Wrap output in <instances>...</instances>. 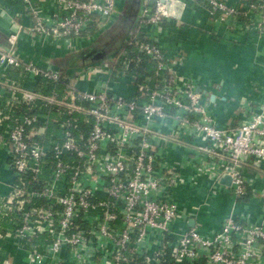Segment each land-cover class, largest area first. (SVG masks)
<instances>
[{
    "label": "built area",
    "instance_id": "built-area-1",
    "mask_svg": "<svg viewBox=\"0 0 264 264\" xmlns=\"http://www.w3.org/2000/svg\"><path fill=\"white\" fill-rule=\"evenodd\" d=\"M119 1L19 0L10 14L0 0L12 31L10 49L0 45V165L11 173L0 250L10 239L23 264H264V191L246 176L264 175V97L219 125L178 70L181 51L164 43L188 10L205 16L207 33L264 36V0H140L119 50L71 72L11 49L18 37L91 43L119 19ZM128 48L154 68L130 69L141 58ZM187 184L203 186V199L178 200ZM246 198L259 200L261 220L237 210ZM218 199L227 209L213 214Z\"/></svg>",
    "mask_w": 264,
    "mask_h": 264
},
{
    "label": "crops",
    "instance_id": "crops-1",
    "mask_svg": "<svg viewBox=\"0 0 264 264\" xmlns=\"http://www.w3.org/2000/svg\"><path fill=\"white\" fill-rule=\"evenodd\" d=\"M227 1L229 3H235L236 0ZM3 2L10 14H13L15 10H23V4L19 2V0H3ZM8 17H10V15H2L0 12L1 46L5 44L7 38L6 31L10 23ZM183 19L185 20V25L170 31L167 35L168 37L164 40L165 46L170 53L173 51L176 52V50L181 51L183 61L181 65H179L180 69L178 70L184 74L201 78L204 84L208 86H206L208 94H215L218 98L220 96H225L226 104L221 103L225 106L229 104L230 98L232 97L236 98L234 101H238L237 99H240L241 95L244 96L245 93L249 96L254 94L256 88L251 85L252 81H254L257 75L261 74L264 77V36L258 37L250 32L243 37H239L233 33H227L224 29L219 27L216 29L215 33H207L205 16L197 15L196 17L195 12L193 13L189 10L184 15ZM16 20L26 25L30 24V20L26 16ZM115 23H113V25ZM204 26L205 28H202ZM102 35H104V32L98 34L97 38ZM30 41L31 40L27 38L22 39V41L20 40L15 49L19 57L32 61L35 59L36 62L35 60L34 62L42 67H46L43 63H48L47 67L54 69H57L58 66L71 68L67 69V71L70 72L76 69L74 66H64L62 64L65 59L70 57L72 51L67 49H52L51 53H49L45 51L44 47L52 46L53 44L43 43L42 40L36 38L35 42L38 45L36 48H33L30 46ZM11 49H14V46ZM40 52L45 55L43 61H41V56L38 55ZM10 76L18 78L17 71L13 70ZM217 77H222L225 83L222 90L211 83ZM220 91L223 92V95ZM239 111H241V109H236L226 116L225 113H222L221 117L218 116V120L216 121L219 125L226 126ZM53 117H55V113L51 114L48 123L50 128L53 126ZM3 158L4 154L0 151V161ZM10 181V171L5 166L0 165V194L7 192ZM189 186L190 185L187 184L177 190L176 196L178 200L192 201L191 199H203L205 192L203 186L197 188H191ZM240 203H242V205H237L238 211L245 213L251 220H261L260 216L257 215L260 210L258 199L250 200L246 198L240 201ZM213 204V214L222 211V209L223 211L227 209L224 199H218L214 201ZM207 212L209 211L207 210ZM1 244L0 260L7 256L13 260L14 264H23L22 251L12 245L10 239L2 241Z\"/></svg>",
    "mask_w": 264,
    "mask_h": 264
},
{
    "label": "water",
    "instance_id": "water-1",
    "mask_svg": "<svg viewBox=\"0 0 264 264\" xmlns=\"http://www.w3.org/2000/svg\"><path fill=\"white\" fill-rule=\"evenodd\" d=\"M140 0H125V6L121 13L120 18L116 21V23L113 25H110V28L104 30V35L111 31V33L105 37L102 35L99 38H95L92 40L90 45L80 51H76V48L67 47V46H47L44 47L45 51L51 53L52 49H67L69 51H72L70 53V57L65 59V61L62 62L64 66L71 65L74 66L76 69H82L83 67H86L89 64H93L96 62H100L104 59H107L109 56L113 55V53L122 45V43L125 41V38L127 37V34L129 33L130 28L133 26L135 22V18L138 12V6H139ZM121 26L122 32L119 34V37L116 40H113L112 43H109L110 38L113 36V34L116 33V29ZM100 27V26H99ZM12 33L11 29L8 28L6 31V37H8ZM22 41L21 37H18L14 42V49L18 46V43ZM30 46L33 48H36L38 44L36 42L30 41ZM8 44V45H6ZM3 47L7 50H9V43L6 38V42L3 45ZM42 52V51H41ZM38 53V55L41 56V61L44 60L45 55L43 53ZM16 53V52H15ZM44 66H48V63H43ZM195 91L198 93L199 98L204 106V108L207 110V112L216 120H218V116L221 117L222 113H225L226 115L231 114L236 109H241V107L244 104H251L255 101H258L264 97V77L260 74L257 75L254 78V81H252V86L256 88L254 90V94H251V96L247 95L245 93L244 96L241 95L240 99H237L238 101H234V97L230 98L229 104L227 106L221 104L225 102V96H220L219 98L215 94H208L207 92V85L204 84L203 80L199 77H195ZM212 84L219 87L220 90H222L223 86L225 85L223 78H216L214 81L211 82ZM207 86V87H206ZM223 95V92L220 91ZM233 103V104H232ZM229 113V114H228ZM171 130L164 129V132H168ZM172 133V132H171ZM256 166H258L262 171L264 172V162L263 163H255ZM246 176L251 178L255 181V187L258 190L264 191V175L252 170L248 169L246 170ZM230 177L228 175H223L219 178V182L222 184H229ZM188 225L193 226L194 220L189 219Z\"/></svg>",
    "mask_w": 264,
    "mask_h": 264
},
{
    "label": "trees",
    "instance_id": "trees-1",
    "mask_svg": "<svg viewBox=\"0 0 264 264\" xmlns=\"http://www.w3.org/2000/svg\"><path fill=\"white\" fill-rule=\"evenodd\" d=\"M123 5H125V0H123ZM120 18V17H119ZM104 32V29H100V31L97 32V35L98 34H101ZM119 50V48L114 52L116 53L117 51ZM134 52H136L138 54V56L141 58V62L139 64H134V61L131 62L130 64V69H144L146 68L148 72H150V69H153L154 68V65L153 63L151 62H148L147 58L145 57V55H142L140 54L139 52H137V49H134L132 52H130L129 48H128V51L127 53L129 54L128 55V58H133L134 57ZM113 53V54H114ZM35 60V59H34ZM33 60V61H34ZM36 62V60H35ZM97 63V62H96ZM57 69H71V68H64L62 66H58ZM57 90L58 88H60V84H58V87H56ZM45 92H49V90H46ZM64 117V116H63ZM4 227V228H3ZM9 228V224L5 221H0V233L4 234L6 232V230Z\"/></svg>",
    "mask_w": 264,
    "mask_h": 264
},
{
    "label": "flooded vegetation",
    "instance_id": "flooded-vegetation-1",
    "mask_svg": "<svg viewBox=\"0 0 264 264\" xmlns=\"http://www.w3.org/2000/svg\"><path fill=\"white\" fill-rule=\"evenodd\" d=\"M123 0H120L119 1V6L120 8L123 6ZM115 15H113L110 19V22L109 24H107L106 26L103 27L104 30L110 28V25L114 23V20H115ZM98 36V35H97ZM97 38V37H96ZM90 45L89 42H80L79 44H76V51H80V50H83L85 48H87L88 46Z\"/></svg>",
    "mask_w": 264,
    "mask_h": 264
},
{
    "label": "rangeland",
    "instance_id": "rangeland-1",
    "mask_svg": "<svg viewBox=\"0 0 264 264\" xmlns=\"http://www.w3.org/2000/svg\"><path fill=\"white\" fill-rule=\"evenodd\" d=\"M138 9H139V6H138ZM137 9V10H138ZM122 28H121V26L120 27H118L117 29H116V33L115 34H113V36L110 38V41H109V43H112L113 42V40H116L118 37H119V34L122 32V30H121ZM112 31V30H111ZM111 31H109L108 33H106L103 37H105V36H107V35H109L110 33H111ZM250 196H252V194L250 193Z\"/></svg>",
    "mask_w": 264,
    "mask_h": 264
}]
</instances>
